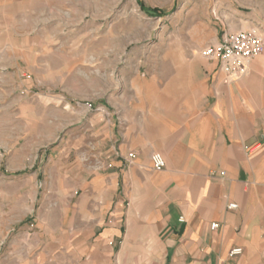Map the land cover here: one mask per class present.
Here are the masks:
<instances>
[{"label": "crops", "instance_id": "crops-1", "mask_svg": "<svg viewBox=\"0 0 264 264\" xmlns=\"http://www.w3.org/2000/svg\"><path fill=\"white\" fill-rule=\"evenodd\" d=\"M203 45L165 50L138 76L110 167L77 164L71 183L62 171L31 264H264V54L226 80Z\"/></svg>", "mask_w": 264, "mask_h": 264}, {"label": "rangeland", "instance_id": "rangeland-1", "mask_svg": "<svg viewBox=\"0 0 264 264\" xmlns=\"http://www.w3.org/2000/svg\"><path fill=\"white\" fill-rule=\"evenodd\" d=\"M239 30L264 0H0V264H31L62 171L107 167L138 76Z\"/></svg>", "mask_w": 264, "mask_h": 264}, {"label": "built area", "instance_id": "built-area-1", "mask_svg": "<svg viewBox=\"0 0 264 264\" xmlns=\"http://www.w3.org/2000/svg\"><path fill=\"white\" fill-rule=\"evenodd\" d=\"M264 54V38L257 32L239 30L233 34L224 35L221 40L203 49L201 55L206 60L218 61L219 71L226 80L230 76L246 75L249 64L260 55ZM136 155L130 152L126 154L124 160L127 165H131ZM152 169L162 171L165 167L164 159L161 155L154 153L151 156ZM107 167H110L109 164ZM223 175V173L221 174ZM236 204H229L228 209H235ZM217 224H211L210 230H215ZM240 249H233L230 256L239 255Z\"/></svg>", "mask_w": 264, "mask_h": 264}, {"label": "trees", "instance_id": "trees-1", "mask_svg": "<svg viewBox=\"0 0 264 264\" xmlns=\"http://www.w3.org/2000/svg\"><path fill=\"white\" fill-rule=\"evenodd\" d=\"M142 10H147V8L145 9L144 7H142ZM150 14L153 15V16H158V17H161V15L164 14V12H159L158 10L156 9H152L150 10Z\"/></svg>", "mask_w": 264, "mask_h": 264}]
</instances>
